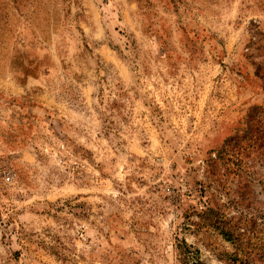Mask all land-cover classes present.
Listing matches in <instances>:
<instances>
[{
  "label": "rangeland",
  "instance_id": "obj_1",
  "mask_svg": "<svg viewBox=\"0 0 264 264\" xmlns=\"http://www.w3.org/2000/svg\"><path fill=\"white\" fill-rule=\"evenodd\" d=\"M199 262L264 264V0H0V264Z\"/></svg>",
  "mask_w": 264,
  "mask_h": 264
},
{
  "label": "trees",
  "instance_id": "obj_2",
  "mask_svg": "<svg viewBox=\"0 0 264 264\" xmlns=\"http://www.w3.org/2000/svg\"><path fill=\"white\" fill-rule=\"evenodd\" d=\"M202 215L206 216L207 220H209L210 222L214 223L213 220L209 219L210 216H212L213 214V210L211 208H205V210H202ZM223 231V230H222ZM221 234L224 236V238L228 241H232L233 238L231 236V234L229 232H221ZM196 260L198 261V256H196ZM200 263V262H199ZM202 264V263H200Z\"/></svg>",
  "mask_w": 264,
  "mask_h": 264
}]
</instances>
